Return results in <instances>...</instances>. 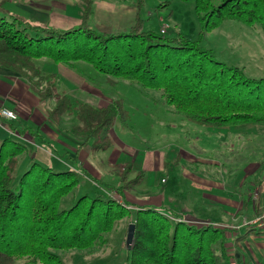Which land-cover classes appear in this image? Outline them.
Listing matches in <instances>:
<instances>
[{"label": "trees", "instance_id": "trees-1", "mask_svg": "<svg viewBox=\"0 0 264 264\" xmlns=\"http://www.w3.org/2000/svg\"><path fill=\"white\" fill-rule=\"evenodd\" d=\"M162 6L166 4L158 5ZM194 10L201 23L197 40L144 29L140 9L129 28L98 32L89 23L92 0H84L80 23L64 30L3 15L0 68L19 76L39 101H52L46 107L48 119L57 122L67 113L72 115L76 123L67 132L80 140L79 147L88 144L92 152L111 147L104 131L117 118L130 119L123 100L100 107L72 100L58 90L59 74L43 72L37 60L84 61L106 75L111 85L121 78L161 91L178 114L201 127L223 130L264 123V77H248L242 68L218 61L200 44L203 31L217 28L224 20L258 24L264 32V0H221L217 5L194 0ZM14 122L3 119L0 123V264H16L22 258L63 264L55 250L91 249L103 243V234L124 217L135 224L127 264L228 263L225 227L190 224L151 205L131 208L124 199L103 193L83 194L70 208L59 209L61 198L79 183L78 169L54 170L32 160L16 178L19 156L28 151L22 138L29 135L45 146L49 143L38 129L21 128ZM133 164L126 161L119 167V195L144 178V171H135Z\"/></svg>", "mask_w": 264, "mask_h": 264}, {"label": "rangeland", "instance_id": "rangeland-1", "mask_svg": "<svg viewBox=\"0 0 264 264\" xmlns=\"http://www.w3.org/2000/svg\"><path fill=\"white\" fill-rule=\"evenodd\" d=\"M211 1L214 5H217L221 0ZM141 3L140 14L144 20V29L153 30L168 37L180 33L190 40H197L201 32V23L195 14L194 0H142ZM161 3H165L166 6L158 7ZM19 19L23 20L22 18ZM89 23L92 27V22L89 21ZM44 25L59 28L58 25L62 24L58 23L56 26L51 24ZM162 25L164 26L161 28ZM93 28L98 32L121 31H106L97 27ZM200 44L203 48L210 49L218 61L242 68L248 77L255 79L264 77V32L260 25H246L234 20H224L217 28L209 32L203 31ZM37 61L43 68V72L55 71L59 74L58 90L64 91L72 100L93 105L97 102L93 99L95 95L104 100L107 99L109 102L115 99H122L131 115L130 119L126 122H122L117 118L115 121L116 127L113 129V132L111 130L104 131L113 140L112 147L107 151L92 152L89 149L88 155H84L82 152L79 154L77 163L72 165L80 170L79 183L69 194L61 198L59 204V209L61 210L70 208L77 198L83 194H89L90 196H94L96 193L106 194L111 183L113 185L117 183L115 180L116 175L106 172L100 174L102 182L98 180L94 183L92 181L93 178H90V176L96 175V171L91 169L90 163L95 162L98 164L101 160L107 163L113 161L115 158L133 161L138 168L146 171L145 178L139 188H143L148 184L155 187L156 190L159 188L169 190L174 187V175L177 170H181L180 167L171 166L160 169L151 162L147 163L145 167L143 161L146 155H151L152 153L155 157V162L163 159L171 161L178 152L182 151L184 156L188 155L191 158L201 157L215 161L219 164L217 165L218 168L221 167L229 172L231 168H240L242 158H244V155L241 154V137L245 135L252 137L254 127H264V123H251L227 130L213 129L207 131L205 127L186 121L172 106L166 103L161 91L144 88L136 84V82L121 78L116 79L118 81L117 85H111L107 82L106 75L99 73L84 61L78 60L67 64H55L46 58H41ZM1 72L16 75L13 72L0 68ZM64 73H77L79 78H69ZM68 75L72 76L71 74ZM75 81H84L85 87L77 89L78 86L74 83ZM91 89L96 92L94 93ZM44 103L48 107L52 101ZM38 113H40V110ZM2 120L1 118L0 123ZM60 120L61 118L58 121ZM73 123L75 124L76 120L72 115L63 117L62 121L58 124V129L63 130L68 128V126H73ZM54 126V123L46 122L41 125L40 129L41 132L52 140L51 143L55 146L57 139H55L56 137L52 133ZM120 126L123 127V132L118 128ZM258 133L264 134V129L259 130ZM31 138L29 135H25L22 138L28 146V151L19 156L18 166L15 171L16 178L30 166L32 160L38 161L36 159L38 152L36 147H38L37 144L41 143L36 142L34 138L31 140ZM258 144L262 146L264 145V141L262 142L253 138L249 142H245V146L249 149L251 147H255L256 149ZM44 150L48 153V157L51 160L50 164H52L51 166L54 170L68 168L65 165L55 168L54 163L56 162V155H60L64 160L69 158L64 157L61 152L58 153L54 147H45ZM120 151L122 152L118 156ZM186 161L182 164L185 168L190 165L189 161ZM38 162L42 165L50 166L49 163ZM98 167L100 170L103 169L100 164H98ZM89 169L92 170L93 175L89 173L91 172ZM162 178H164V181L161 180ZM235 178L239 179V176ZM185 181L188 180L185 179ZM228 182H231L228 183L230 185H236L239 181L235 182L233 179V181L230 180ZM110 193L113 196H117V199L119 198L115 192L110 191ZM136 194L137 192H135ZM148 199H151V197ZM130 223H133L130 217L117 220L112 230L103 234V243L96 244L91 249H59L55 250V252L59 255L63 264H127L126 236ZM229 252L231 258L228 263L238 264L236 257H234V251L229 250ZM16 264L39 263H34V261L32 262L28 258H22L17 260Z\"/></svg>", "mask_w": 264, "mask_h": 264}, {"label": "crops", "instance_id": "crops-1", "mask_svg": "<svg viewBox=\"0 0 264 264\" xmlns=\"http://www.w3.org/2000/svg\"><path fill=\"white\" fill-rule=\"evenodd\" d=\"M141 5L137 0H92V14L89 21L92 22V27H97L98 29L122 31L133 24L135 12L137 9L141 11ZM83 8L84 0H0V16L12 15L23 20L55 26L60 23L62 25H58V27L63 28V30L77 26L80 23ZM65 74L69 78H79L77 73ZM74 83L77 84V89L85 87L84 81H75ZM117 84L118 81L116 80L115 85ZM93 89L91 91H94ZM93 99L97 101L96 104H93L94 106H105L109 103V100H104L97 95ZM0 106L12 109L17 113L18 119L14 123L18 127L26 126L27 128L38 129L39 133L44 135V141L48 142L49 146L36 143L38 145L36 147L38 151L36 159L38 161L50 164L51 160L44 148L54 147L58 153L61 152L64 157L69 158L64 160L60 155H56L55 168L65 165L68 168L80 171L79 168L72 165L77 163L81 152L84 155H88L90 147H79L80 140L67 132L71 126L63 130L58 129V124L63 117L70 115L62 116L61 120L57 122L48 119L46 103H40L35 95L28 90L25 82L17 75L2 72L0 73ZM39 110L40 113H38ZM46 122L55 124L52 133L57 139L56 147L51 143L52 140L41 132V125ZM115 127L116 123L110 130L113 132ZM118 128L123 132V127L120 126ZM261 129H264V127H254L252 137L248 135L241 137V154L244 155V158H242L240 168H231L229 172L221 167L218 168L217 165L219 164L215 161L201 157L191 158L188 155L184 156L182 151L178 152L171 161L163 159L155 162L156 160L152 153L151 155H146L143 161L145 167L150 162L160 169L171 166L180 167L181 170H177L174 175V187L169 190H164L163 188L156 190L155 187L148 184L143 188H139L145 178L146 171L138 168L135 165L136 163L131 161L134 163L135 171H144V178L138 185L130 189H123L122 194L119 195L116 192L117 186L120 185L118 181L119 167L122 163L130 160L124 161L115 158L107 163L101 160L98 164L102 166V170H100L97 163H90L89 166L96 171V175H93L92 170L89 169L91 171L89 173L93 175L89 176L93 178L94 181H92L95 183L98 180L102 182L101 173L115 174L117 183L115 185L111 183L106 194H109L110 191L115 192L119 196L118 199H124L130 204L129 207L131 208L151 205L174 213L179 220L190 224L225 226L228 229L227 251H234L238 264H264V228H257L254 225L247 224L264 209V145L258 144L256 149L255 147L249 149L245 146V142L247 143L253 138L264 141V134L258 133ZM206 130H213V128H206ZM108 136L113 145L111 136ZM34 140L39 142L35 138ZM121 152L118 156H120ZM184 161H189L190 163L187 168L182 166ZM113 162L115 163L113 164ZM51 165L50 167H52ZM68 168H61V170ZM133 176L134 174H131L130 178ZM237 176H239V179L235 178ZM185 179L188 181L184 182ZM233 179L235 182H239L236 185L228 184L231 183L228 181H233ZM161 180L164 181V178ZM135 192H137L136 195ZM113 197L116 198L117 196L114 195ZM147 197H151V199ZM245 233L247 234L245 235ZM241 235H245V238L236 239Z\"/></svg>", "mask_w": 264, "mask_h": 264}, {"label": "built area", "instance_id": "built-area-1", "mask_svg": "<svg viewBox=\"0 0 264 264\" xmlns=\"http://www.w3.org/2000/svg\"><path fill=\"white\" fill-rule=\"evenodd\" d=\"M13 120L17 119V113L12 109L4 106H0V119ZM247 224L254 225L257 228H264V209L257 215L253 220L249 221Z\"/></svg>", "mask_w": 264, "mask_h": 264}, {"label": "water", "instance_id": "water-1", "mask_svg": "<svg viewBox=\"0 0 264 264\" xmlns=\"http://www.w3.org/2000/svg\"><path fill=\"white\" fill-rule=\"evenodd\" d=\"M135 224L130 223L126 236V248L130 249L134 240Z\"/></svg>", "mask_w": 264, "mask_h": 264}]
</instances>
